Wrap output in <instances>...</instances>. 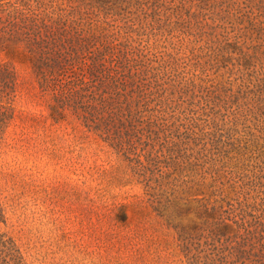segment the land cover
<instances>
[{
  "label": "rangeland",
  "instance_id": "rangeland-1",
  "mask_svg": "<svg viewBox=\"0 0 264 264\" xmlns=\"http://www.w3.org/2000/svg\"><path fill=\"white\" fill-rule=\"evenodd\" d=\"M134 3L0 21V235L28 264H264V0Z\"/></svg>",
  "mask_w": 264,
  "mask_h": 264
},
{
  "label": "trees",
  "instance_id": "trees-1",
  "mask_svg": "<svg viewBox=\"0 0 264 264\" xmlns=\"http://www.w3.org/2000/svg\"><path fill=\"white\" fill-rule=\"evenodd\" d=\"M148 0H0V21L11 23H38L54 20H92L100 15H121L133 5ZM37 45L41 40L35 38ZM49 51V46L45 47ZM5 222L0 205V223ZM0 264H28L14 237L0 235Z\"/></svg>",
  "mask_w": 264,
  "mask_h": 264
}]
</instances>
